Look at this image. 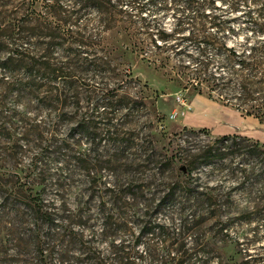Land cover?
<instances>
[{
    "label": "trees",
    "instance_id": "obj_1",
    "mask_svg": "<svg viewBox=\"0 0 264 264\" xmlns=\"http://www.w3.org/2000/svg\"><path fill=\"white\" fill-rule=\"evenodd\" d=\"M231 1L235 10L244 0ZM169 4L183 6L170 29L165 20L158 23L141 14L148 5ZM212 4L210 0H0V129L9 132L17 126L23 136L40 141L42 129L68 123L66 109L74 101L72 123L88 146L64 141L66 152L72 154L67 159L93 174L109 167L119 180L104 190L100 201L98 235L100 243L109 246L103 251L93 244L97 236L87 223L74 222L68 212L66 229L56 228L57 218L37 193L25 196L19 181L8 187L0 174V215L14 195L26 199L19 211L29 217L27 231L13 242L12 257L7 254L12 239L0 236V264H36L38 259L43 263L54 251L50 245L65 242L66 264H249L242 255L245 249H239L238 233L228 226V211L214 205L220 196L199 189L194 174L199 167L237 157L264 164L263 146L245 137L224 136L206 149H192L183 172L176 173L179 160L174 155L160 153L151 140L134 144L137 138L121 132L124 126L118 120L129 116L130 108L145 105L130 99L120 106L117 87L108 89L109 80L122 82L126 77L119 70L120 57L112 56L104 44V35L115 31L125 36L127 48L141 61L163 71L182 90L205 95L264 126V12L204 15L205 6ZM89 9L96 11L95 17H88ZM81 101L86 105L78 112ZM17 104L20 113L12 109ZM122 110L128 113L119 115ZM40 113L57 118L38 120L35 116ZM110 150L123 156H108ZM129 151L139 155L124 156ZM238 171L249 176L245 168ZM229 172L232 177L237 174L233 168ZM251 185L244 194H250ZM163 210L168 215L160 218ZM259 213L256 208L239 216L249 220ZM261 219L264 222V216ZM208 223L219 224L210 228ZM252 232L256 235L258 227ZM229 244L237 248L238 262L222 254ZM251 264H264V256Z\"/></svg>",
    "mask_w": 264,
    "mask_h": 264
},
{
    "label": "rangeland",
    "instance_id": "obj_2",
    "mask_svg": "<svg viewBox=\"0 0 264 264\" xmlns=\"http://www.w3.org/2000/svg\"><path fill=\"white\" fill-rule=\"evenodd\" d=\"M59 1L66 2V0ZM210 1H213V4L205 6L202 12L204 15L242 17L248 14L254 15L257 10L264 12V0H255L254 3L251 0L241 1L235 10L231 9V0ZM179 5L169 4L162 5V7L148 5L141 14L156 19L158 23L165 20V28L170 29L172 20L182 14L183 6ZM35 8L39 10V5ZM131 13L137 14L138 12L132 11ZM184 13L188 14L187 11ZM87 15L93 18L96 16V11L89 9ZM236 27V24H233V28ZM104 39V44L112 56L120 57L119 70L126 72V77L122 82L115 83L109 80L108 89L117 87V97L121 100L120 106L128 104L130 99L136 100L137 104L142 102L145 105L138 109L130 108L129 113L131 114L118 120L124 126L121 132L137 138L132 141L134 144L141 145L151 140L155 149L160 153L167 156L174 155L175 160H179L174 165L176 173L183 172L181 168L185 165L189 152L192 154L193 150L206 149L207 145L211 146L224 136L245 137L252 142H258L264 148V126L259 125L256 120L231 111L232 109L209 100L205 95H195L190 91L182 90V86L176 81H171L163 71L156 70L153 66L141 61L137 54L132 53L127 48L128 42L122 33L113 31L105 34ZM72 102L74 101L69 102L70 105L66 109L68 123L42 129L43 134L40 141H36L33 137L23 136V130L17 126L11 127L9 132L0 129V174L8 181L6 183L8 187H13L14 182L19 181L25 196L29 194L34 196L37 193L42 198L43 204L57 218L56 228L66 229L64 219L66 220L67 213L71 212L75 217L74 222L81 220V223H87V226L95 232L97 237L93 239V244L97 245L100 250L107 251L108 242L100 243L98 235L102 222L99 217L100 201L104 190L111 187L118 179L111 176L112 169L109 167L99 174H93L77 169L74 163L67 159L68 154H72L66 152L64 141H79L82 147L87 148L88 146L85 138L78 135L72 123V118L76 116L74 113L76 105ZM17 105L12 109L20 113L22 108L20 104ZM85 105L86 101L79 102L78 112L82 111ZM125 113H128L127 110H122L119 115ZM30 116L34 117L33 114ZM35 117L38 120L57 118L52 114L48 117L46 113L37 114ZM224 124L228 128L225 126L223 128ZM160 126L163 129H160ZM221 128L228 132L235 130L236 133L225 134V131H220ZM101 146L106 147V144L102 143ZM72 147V145L69 146L70 149ZM79 151L84 150L79 148ZM107 155L117 158L123 156L112 150L108 151ZM125 155L134 158L139 153L129 151ZM115 166L117 168L118 164L113 165ZM229 168L237 172L234 177L230 176ZM240 168L246 169L249 175L246 176L247 178L239 173ZM124 169L127 168H120V170ZM194 176L197 178L196 183L199 189H210L213 194L220 196L214 205L217 208L221 206L222 210L228 211V226L238 233L237 237L242 245L239 249L246 251V255L242 254L245 260L251 264V261L263 257L264 222L261 218L264 216V199L261 198H264V164L258 160L237 157L231 161L222 160L210 166L199 167ZM245 182L247 185L252 184L248 195L244 194L247 186L243 185ZM10 200L6 211L0 215V236L4 238V241L12 239L7 251L8 256L12 257L14 255L13 242H19V238L27 231L29 217L22 213L23 209L19 211V207L22 208L26 204L25 198L11 195ZM256 208L260 210V213L255 219L249 217V220H246L243 219L245 216H239L243 210ZM167 215V210H163L160 218H165ZM59 219L60 222H58ZM248 223L251 225L247 226ZM216 224L219 223L212 225L208 223V226L213 228ZM254 226L258 227L256 235L252 232ZM116 241L119 240L116 239ZM52 246L54 251L50 253L45 263H41L38 259L36 264H66V242L62 246L50 245V248ZM222 254L226 259L239 261L240 255L237 254V248L233 244L227 245L222 250Z\"/></svg>",
    "mask_w": 264,
    "mask_h": 264
},
{
    "label": "crops",
    "instance_id": "obj_3",
    "mask_svg": "<svg viewBox=\"0 0 264 264\" xmlns=\"http://www.w3.org/2000/svg\"><path fill=\"white\" fill-rule=\"evenodd\" d=\"M231 111H233V110H231ZM232 113H234V112H232ZM230 116H231V115H230ZM224 126H225L226 128H228L226 124L222 125L223 128H224ZM216 131H217V129H216ZM220 131H221V132H224V131H225V134H233V133H236L235 130H233L232 132H228V131H226V130H222V128L220 129Z\"/></svg>",
    "mask_w": 264,
    "mask_h": 264
},
{
    "label": "built area",
    "instance_id": "obj_4",
    "mask_svg": "<svg viewBox=\"0 0 264 264\" xmlns=\"http://www.w3.org/2000/svg\"><path fill=\"white\" fill-rule=\"evenodd\" d=\"M159 128H160V129H163V127H162V126H160Z\"/></svg>",
    "mask_w": 264,
    "mask_h": 264
}]
</instances>
